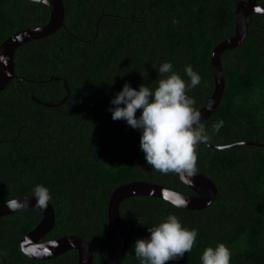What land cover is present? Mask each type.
Segmentation results:
<instances>
[{"label": "trees", "instance_id": "obj_1", "mask_svg": "<svg viewBox=\"0 0 264 264\" xmlns=\"http://www.w3.org/2000/svg\"><path fill=\"white\" fill-rule=\"evenodd\" d=\"M240 1L63 0L66 29L22 45L14 60L17 77L0 91V203L34 196L36 184L47 186L56 222L42 242L79 236L92 245L93 264H102L109 240L108 203L116 188L146 181L194 195L177 174H161L146 163L140 130L113 120L110 101L126 82L155 88L156 68L171 61L186 81V64L201 75L200 84L187 93L200 110L214 91L212 51L234 35ZM49 18L46 4L0 0V46L19 31L46 25ZM247 22L243 43L221 57L225 91L203 122L210 145L264 144V15ZM64 81L70 95L62 105L48 108L33 99L59 104L68 95ZM220 120L217 132L213 125ZM196 151L197 173L216 184V200L199 211L153 197L123 201L121 264H140L134 242L169 213L184 226L198 228L199 235L191 252L166 264H201L204 248L217 242L231 249L230 264H264V148L215 150L199 144ZM42 218L35 208L0 217V264L78 263L75 250L43 261L22 253L21 239Z\"/></svg>", "mask_w": 264, "mask_h": 264}, {"label": "clouds", "instance_id": "obj_2", "mask_svg": "<svg viewBox=\"0 0 264 264\" xmlns=\"http://www.w3.org/2000/svg\"><path fill=\"white\" fill-rule=\"evenodd\" d=\"M40 3L41 0H33ZM175 22V21H174ZM159 72L158 85L151 88L146 84L134 88L125 83L110 101L109 111L113 120H124L141 132L140 148L148 165L161 174H178L181 179H191L197 172L198 153L196 147L210 139L201 113L195 107V97L187 93L201 82V75L191 64H186V81L173 70L171 61H164L156 68ZM137 110L140 114L137 115ZM223 120L213 125L219 131ZM202 145V144H201ZM37 207H47L53 198L50 189L43 184L32 188ZM171 203L186 207L189 201L176 194ZM11 208L20 207L15 199L7 202ZM148 236L138 238L133 244L134 255L140 264H166L180 260L191 252L197 243L198 228H189L181 219L169 213L164 219L147 228ZM231 249L223 242L204 248L201 264H230Z\"/></svg>", "mask_w": 264, "mask_h": 264}, {"label": "water", "instance_id": "obj_3", "mask_svg": "<svg viewBox=\"0 0 264 264\" xmlns=\"http://www.w3.org/2000/svg\"><path fill=\"white\" fill-rule=\"evenodd\" d=\"M262 1L264 0H243L238 2L234 12V35L222 41L212 51L211 67L215 85L210 100L199 110L201 113V123L213 115L222 101L225 91V76L221 58L222 54L227 50L237 48L243 43L248 35L249 24L247 19L253 15H264V5L261 4ZM40 3L46 4L50 9L49 22L44 26L19 31L5 40L0 46V91L5 89V87L17 77L14 60L17 50L22 45L46 38L61 28L66 29L64 23L65 6L63 0H41ZM55 80L58 81L60 79L55 78ZM64 83L68 95L59 104L44 103L35 98L33 99L48 108L62 105L68 100L70 95V87L67 81H64ZM200 144L215 150H226L242 145H255L264 148V144L262 143L249 141L238 142L226 146H215L206 142H201ZM179 178L195 193L194 195L146 181L131 182L121 185L114 190L108 203L107 220L109 240L106 255L102 264H121L122 262L125 250V240L120 207L122 202L126 199L132 197H153L165 200L172 204L171 199L176 194H180L186 198L189 203L186 207L178 208L190 211L203 210L216 200L218 196V188L216 184L205 175L196 173L190 180L181 179L180 176ZM15 200L20 203V207H9L7 202L10 200L0 203V217L8 216L12 213L28 208H35L43 212V218L39 224L28 232L20 241V249L25 256L34 260L43 261L56 258L69 251L75 250L78 252L77 264L94 263L92 245L79 236L67 235L58 239L41 242L42 239L54 228L56 222L55 210L50 202H48L47 207H37L34 196H23L15 198Z\"/></svg>", "mask_w": 264, "mask_h": 264}, {"label": "flooded vegetation", "instance_id": "obj_4", "mask_svg": "<svg viewBox=\"0 0 264 264\" xmlns=\"http://www.w3.org/2000/svg\"><path fill=\"white\" fill-rule=\"evenodd\" d=\"M262 5H264V4H262ZM56 214V213H55ZM42 242V241H41ZM44 242V241H43Z\"/></svg>", "mask_w": 264, "mask_h": 264}, {"label": "snow or ice", "instance_id": "obj_5", "mask_svg": "<svg viewBox=\"0 0 264 264\" xmlns=\"http://www.w3.org/2000/svg\"><path fill=\"white\" fill-rule=\"evenodd\" d=\"M47 251V250H46Z\"/></svg>", "mask_w": 264, "mask_h": 264}]
</instances>
